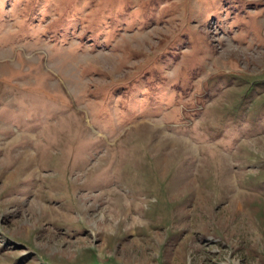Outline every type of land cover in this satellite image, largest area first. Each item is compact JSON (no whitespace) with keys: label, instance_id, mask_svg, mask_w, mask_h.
I'll use <instances>...</instances> for the list:
<instances>
[{"label":"rangeland","instance_id":"rangeland-1","mask_svg":"<svg viewBox=\"0 0 264 264\" xmlns=\"http://www.w3.org/2000/svg\"><path fill=\"white\" fill-rule=\"evenodd\" d=\"M0 264H264V0H0Z\"/></svg>","mask_w":264,"mask_h":264}]
</instances>
